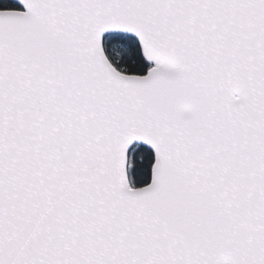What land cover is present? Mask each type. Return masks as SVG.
Masks as SVG:
<instances>
[{
  "label": "snow or ice",
  "instance_id": "1",
  "mask_svg": "<svg viewBox=\"0 0 264 264\" xmlns=\"http://www.w3.org/2000/svg\"><path fill=\"white\" fill-rule=\"evenodd\" d=\"M0 264H264V0H0Z\"/></svg>",
  "mask_w": 264,
  "mask_h": 264
},
{
  "label": "trees",
  "instance_id": "2",
  "mask_svg": "<svg viewBox=\"0 0 264 264\" xmlns=\"http://www.w3.org/2000/svg\"><path fill=\"white\" fill-rule=\"evenodd\" d=\"M7 3H8V5H13V4H15L16 2H14V1H12V0H7Z\"/></svg>",
  "mask_w": 264,
  "mask_h": 264
}]
</instances>
